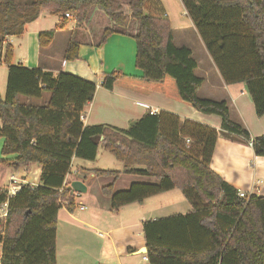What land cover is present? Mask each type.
Listing matches in <instances>:
<instances>
[{"label": "trees", "instance_id": "obj_1", "mask_svg": "<svg viewBox=\"0 0 264 264\" xmlns=\"http://www.w3.org/2000/svg\"><path fill=\"white\" fill-rule=\"evenodd\" d=\"M128 0L129 16L118 0H33L27 6L0 2V48L6 38H20L43 9L70 14L77 23L97 8L110 21L100 43L112 35L135 43V68L140 76L106 74L101 87H116L148 95L158 93L220 119V129L160 111L146 113L124 130L105 125L84 126L80 118L95 95V84L74 75H57L12 65L13 49L5 47V95H0V165L17 170L36 165L41 173L34 187L23 185L9 200L3 264H56V231L61 203L73 212L67 191L72 159L94 162L101 147L130 175L149 177L157 184L134 183L114 193L121 175L96 171L113 182L101 195L110 209L141 203L174 189L190 210L149 220L142 225L147 264H264V197L241 198L215 174L210 163L219 137L251 144L255 157H264V135L251 139L234 123L225 101L199 97L203 78L187 47H176L173 31L159 0ZM225 85L242 84L257 117L264 115V0H179ZM66 19V18H64ZM62 24L55 26L61 29ZM54 31L38 34V45H50ZM78 44L70 42L66 61L77 59ZM42 104L20 101L41 100ZM190 141L186 147L184 141ZM11 157L10 159H6ZM143 170H134V168ZM66 183V184H65ZM6 190L0 189V205Z\"/></svg>", "mask_w": 264, "mask_h": 264}, {"label": "crops", "instance_id": "obj_2", "mask_svg": "<svg viewBox=\"0 0 264 264\" xmlns=\"http://www.w3.org/2000/svg\"><path fill=\"white\" fill-rule=\"evenodd\" d=\"M26 2L28 0H19L15 3L27 6ZM162 8L171 25L163 6ZM184 16L187 17L185 12ZM63 21L64 26L55 30V26L62 24ZM110 26V21L97 8L90 9L82 23H77L73 19H64L63 15L55 14L50 9H43L33 23L25 26L23 36L8 38L5 45L13 49L12 65L14 66L38 69L54 76L59 72H64L95 84L94 98L83 112L84 126L105 125L124 130L131 122L141 119L148 112L164 111L177 115L181 120H191L217 131L220 129L221 123L218 117L203 115L161 94L141 95L119 87L111 91L103 89L102 80L106 74L111 72H120L127 76L141 75L135 68L136 50L132 38L112 35L104 43H100L103 30ZM182 28V26L176 30L172 28L173 42L175 32L183 36L182 30L184 29ZM49 31H54L53 40L48 47L40 49L37 36ZM71 41L78 44V55L77 59L66 61L64 54ZM196 48L200 54L196 58L193 45H190L188 49L191 50L197 62L195 74L204 79L198 93L199 97L217 102L225 101L232 121L247 130L251 139L263 136L264 115L256 116L246 87L242 84L225 85L210 57L205 53L203 45L201 46L198 42ZM21 55L22 62L21 59H15L16 56ZM6 82L7 69L0 74V95L2 97L5 95ZM47 98L48 95H44L41 100L21 98L20 101L27 104H42ZM75 161L77 159L73 158L71 166ZM71 166L66 182L81 181L86 187L85 194H87L88 187L83 180L89 175L85 174V171L76 172L74 174L80 175L83 179L74 178L70 181ZM210 168L238 192H243L246 196L264 197V157H255L250 145L234 143L219 137L215 143ZM28 169H35L37 172L36 182L22 179L25 178V171ZM134 170H143V168L136 167ZM96 171L104 170H95L94 173ZM40 173L38 166L31 165L10 173L8 179L16 176L23 181L26 180L27 183L37 185ZM122 173L129 175L132 179L127 186L140 183V178H146L130 175L127 171ZM104 178H106V183L110 179L113 182L112 177ZM102 187L104 185L96 191L97 193H94V200L89 204L92 207L91 213L84 214L86 210L79 209L78 205L82 202L75 204L74 196L77 194H74L72 199L73 212H68L65 208L61 209L65 213L61 220L58 218L56 264H147V261H144L146 253L143 249L146 248L142 225L149 220L166 218L163 217L166 213L169 214L167 217L176 215L175 212H178L176 207L185 205V202L179 201V196L174 192L177 189H174L148 197L141 203L130 204L113 211L110 209L109 199L101 195ZM156 196L159 197L158 200H152L156 199ZM82 206L85 207L83 204ZM155 206L158 207L156 211H149ZM76 207L82 214L75 215ZM97 231L99 233H96Z\"/></svg>", "mask_w": 264, "mask_h": 264}, {"label": "rangeland", "instance_id": "obj_3", "mask_svg": "<svg viewBox=\"0 0 264 264\" xmlns=\"http://www.w3.org/2000/svg\"><path fill=\"white\" fill-rule=\"evenodd\" d=\"M15 2H18L19 0H14ZM33 0H28V2L26 3H31ZM120 2H122V4L124 5V10L125 12L127 13V15L129 16V7H128V0H118ZM163 1V2H162ZM159 0V2L161 3V5L164 7V10L167 14V16L169 17L170 21H171V25H172V28L173 30L177 29L178 27H183L182 30L184 33L182 34L183 36H181V34L175 32L174 36H175V41H174V44L176 47H190V45H193V48L195 50V58L198 57L200 54H199V51L198 49L196 48L197 47V44L198 42H200L201 46L203 45L202 42H201V39L197 33V31L195 30V28L193 27L191 21L184 16V9L180 3L179 0ZM152 3V0H149L147 2V5L149 8L152 7L151 5ZM27 4V5H28ZM74 20V18H73ZM187 36V37H186ZM6 47V46H5ZM194 57V56H193ZM194 58V59H195ZM15 59H21V62H22V55L21 56H16ZM13 61V59H12ZM17 61H15L16 63ZM5 69H7L5 63L4 64H0V74L3 73L5 71ZM213 117H216V116H213ZM217 118V117H216ZM224 139V138H223ZM2 142H3V139H0V149L2 147ZM235 143V142H234ZM11 157H8L6 159H10ZM2 159L1 157V154H0V160ZM86 169H90L91 171L89 170H86ZM105 170V171H114V172H121V175L119 176L118 178V182H116L114 184V191L115 192H118V191H127L129 189L130 186H127V183H129V181H131L132 179L129 177V175H124L122 172L125 171L124 168H123V165L119 162H117L115 160V158L105 152L101 147H99V150H98V154H97V158L94 162H87V161H81V160H77L75 161L74 165L71 166V170H70V181L72 179H83V178H80L81 176L80 175H77L74 174L76 172L78 173H82L83 171H85V174H88L89 176L85 178V180H83L84 183L87 184V187H88V193L87 194H81V195H75L74 198H75V204H78V202H82L83 205H85V212L84 214H88V213H91L92 211V207L89 205L90 202H93L94 200V193L96 191H99V188L101 186H107L109 184L112 183V179L109 180V184L106 183V178L104 177H99L98 175L95 176V173L94 171L95 170ZM14 171L9 168V167H4V166H1L0 165V189L2 190H6L7 187H8V184H9V179H8V176L10 173H13ZM26 173V176L25 178H22V179H26L28 180V182H36V178H37V175H35L37 172L35 171V169H28L25 171ZM25 180V182H26ZM27 183V182H26ZM38 183V182H37ZM105 183V184H103ZM140 183L142 184H157V182L152 179V178H149V177H146L145 179H142L140 178ZM34 185V184H32ZM35 186V185H34ZM175 194L177 196H179L180 198V202H185L184 204L185 205H180L179 207H176V211L178 212H174L176 214H180V215H185L190 209V206L189 204L186 202V201H183L185 200L182 195H181V192L180 191H174ZM97 193V192H96ZM154 198V197H153ZM156 199H152V200H158V196L155 197ZM89 200V201H88ZM151 202V201H149ZM187 208H186V207ZM158 207L155 206V208L153 210H150L149 211H156ZM189 208V209H188ZM148 211V210H147ZM64 213L65 211L61 210L59 212V219L61 220L64 216ZM79 214H82L78 208L76 207V211H75V215H79ZM169 214H165L163 217H167ZM111 216V215H110ZM58 219V220H59ZM101 231H105V230H101ZM96 233H99L98 231Z\"/></svg>", "mask_w": 264, "mask_h": 264}, {"label": "built area", "instance_id": "obj_4", "mask_svg": "<svg viewBox=\"0 0 264 264\" xmlns=\"http://www.w3.org/2000/svg\"><path fill=\"white\" fill-rule=\"evenodd\" d=\"M64 18L66 19H73V16L70 14H65ZM7 39H4L1 48H0V64H4V55H5V45L7 42ZM151 115L157 114L155 111L150 112ZM81 122L83 123L84 118L83 115L80 118ZM186 147H189L190 141L186 139L184 141ZM251 146V144H249ZM66 184V183H65ZM23 185H30L31 187H34V185L30 183H26L22 179H19L16 176H11L9 178V184L6 189V200L0 205V264H3L4 259V247H5V240H6V232H7V224H8V218H9V200L13 197H15L20 191ZM36 186V185H35ZM241 198H246L247 196L243 192L238 193ZM62 208H65V204L61 203ZM80 210H85V207L82 206V204L78 205ZM144 261H147L146 258H144Z\"/></svg>", "mask_w": 264, "mask_h": 264}, {"label": "water", "instance_id": "obj_5", "mask_svg": "<svg viewBox=\"0 0 264 264\" xmlns=\"http://www.w3.org/2000/svg\"><path fill=\"white\" fill-rule=\"evenodd\" d=\"M0 131H1V125H0ZM67 191L70 193V195L74 194H85L86 193V187L85 185L78 180L72 181L67 186ZM143 252L146 253V249H143Z\"/></svg>", "mask_w": 264, "mask_h": 264}]
</instances>
